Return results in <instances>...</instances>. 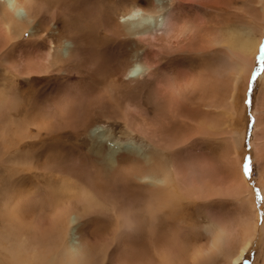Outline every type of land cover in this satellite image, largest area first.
I'll use <instances>...</instances> for the list:
<instances>
[{
    "label": "rangeland",
    "instance_id": "rangeland-1",
    "mask_svg": "<svg viewBox=\"0 0 264 264\" xmlns=\"http://www.w3.org/2000/svg\"><path fill=\"white\" fill-rule=\"evenodd\" d=\"M40 1L67 11L84 49L79 62L61 70L65 63L53 78L34 86L23 80L17 94L4 69L20 57L0 62V158L5 155L0 206L14 210L17 201L20 214L38 209L46 218L63 198L58 190L66 182L100 203L85 219V243L92 251H106L104 241L117 229V206L130 203L139 212L140 230L126 250L115 252L114 264H159L176 253L190 264L197 248L207 250L220 235L216 263L228 264L226 253L236 254L253 234L242 264H264V0H180L176 5L156 0L163 4L160 13L140 15L129 26L122 20L126 0ZM3 9L0 1V37L8 22ZM228 30L236 32L238 48L246 36L260 40L255 58L241 53L229 58L220 42ZM126 31L135 35L124 38ZM143 32L150 43L137 42ZM134 65L140 70L134 79H103ZM42 88L47 91L40 93ZM15 106H23V113ZM13 108L18 113L11 125L7 112ZM15 125L26 138L21 164L29 178L21 191L12 181L7 155L18 142L13 141ZM122 145L129 150L116 158L123 163L117 168L109 151ZM155 153L166 183L182 200L175 216L169 209L150 211L157 203L155 191L141 176L143 158ZM162 178L155 174L156 181ZM246 188L251 201L243 198ZM11 219L8 236L0 228L2 248L16 252L24 236L31 245L35 237L47 244L30 226H23L25 235L18 233L19 223ZM50 238L55 243V235Z\"/></svg>",
    "mask_w": 264,
    "mask_h": 264
},
{
    "label": "bare ground",
    "instance_id": "bare-ground-1",
    "mask_svg": "<svg viewBox=\"0 0 264 264\" xmlns=\"http://www.w3.org/2000/svg\"><path fill=\"white\" fill-rule=\"evenodd\" d=\"M0 1L3 2V10L6 13L4 17L8 21L5 24L6 35L0 37V62L7 61V59H9V56H12L13 54H17L18 58L20 57V60L18 62L10 65V67L7 65L8 67L4 69V76L9 77V79H11L10 85L14 86L13 94H17L19 90L24 89V83H22L23 80L29 81L31 86L38 85L48 77L53 78L54 74L52 73H55L54 71L56 70L58 71L61 66L65 65V63H67V65L61 68V70H64V68L68 67V65H73L81 60L82 51L84 49V42L81 41L82 39L80 40L79 33L72 29L69 17L66 14L67 11L64 8L57 7L59 4L55 8H52L46 2L44 3L40 0V2L37 0ZM172 1L171 3L175 2L174 5L180 2V0H174L173 2ZM162 5L163 4H161V2H157L156 0H126L124 4V13H126L124 14V16H122L123 23L129 26L134 22L136 17L140 15L160 13L162 10ZM48 21L51 22L47 24ZM127 26H125V28ZM146 32L137 35L139 37L137 41L138 43L147 44L151 42V38L150 36L146 35ZM183 33L184 32L181 31L180 35H182ZM130 34L135 35L134 33L126 31L124 38L131 39ZM235 35V31H225L220 41L221 44L225 46L226 54H229V58L232 59L234 56H237L238 53L239 55L241 53L242 57L250 54L253 58H255L259 43H261L260 40L257 42L254 37L246 36L245 41L241 42V46L240 48H238L239 46H236L234 43ZM133 41H135V39H133ZM44 47H46V52H43ZM45 56H47V58H45ZM44 61H46V63ZM121 69L122 68L119 69L120 71L115 74V76L109 77L108 75H113L111 74L113 72H110V74L104 75L103 79L107 82L111 80L112 83H119L123 79L124 75L126 77L128 76V78L130 79H134L137 72L140 71L138 65H134L127 72H123ZM116 72L117 71H115V73ZM47 73L49 75H47ZM45 87L46 86H44V88ZM44 88L40 89L39 92L42 93L43 91H47V89ZM2 91L8 94L6 83H4V89ZM16 108L10 109L7 112L8 123L11 125H14L16 123V119L13 118L17 117L16 115L18 112H16ZM17 109H20L21 114L23 113L22 111H24L23 106H21V108L20 106H18ZM13 112H15V115L13 114ZM16 125L14 127L17 130L14 133L11 131V133H13L14 135L13 141L18 140V142H12L14 155H12L13 152H11L12 154L8 153L7 155L9 156L8 159L10 161L11 178L15 179L12 180L13 183H15V185H13L16 189L19 190L25 183L26 179L29 177L25 173V166L21 164V160L23 159L22 151H24V146L21 143L22 141H26V138L20 134L21 132H18V128ZM208 141L211 140H209L208 138ZM128 150L129 149L126 145L112 147V149H110L109 151V158L113 163L112 165L117 168L121 167L123 163L121 162V160L117 162L116 158H118L122 152ZM133 154L139 155L137 153ZM156 156L157 153H155V156H145L143 158L144 165L141 164L146 169L144 174H142L141 176V180L150 184V186L155 191V197L157 200L156 205L154 207H151L150 211L151 213H153L156 209H169V211H171L175 216V213H178L180 210V202L182 203V200L180 201V197L178 196V194L175 195L176 193L174 194V191H171V188H169L168 185V181L166 183V170L157 160L158 156ZM4 157L0 158V167L2 166V159ZM7 160H5L6 164ZM32 169L33 168L30 167V170ZM157 173L162 174V180L156 181L155 174ZM68 186L70 185H67L66 182H62L60 184L58 192L62 194L63 198L61 196L59 197H61L62 199L58 197L54 205L55 210L50 216H47L46 218L42 217L41 211L38 209L32 214H20V212L16 210L18 209L19 203H17V201L12 203V205L14 204V210L11 208L9 210L7 208L8 205L6 204L2 205V207L0 206V228L2 229V231L4 230L6 232L7 236L9 235L7 233L10 225L9 221L12 218L11 216H14L11 221L16 222L17 225L19 223V230L17 231L18 233L25 235V230H22L23 226H30L33 228L32 232L34 234L41 235L43 243L47 242L46 245H43L40 240L35 237L36 239L33 238V243L31 245L30 243H28V241H26L27 236H24L23 240H19L20 242H17L18 250L16 252H11V249L9 248L10 246L8 247L6 245L5 248H2L0 244V264L116 263L115 255L117 254H115V252L126 250L129 245V240L134 235H136L137 231L140 230L139 212L136 211L130 203H123V206H117L115 208V212L117 215V229L113 233L112 237H110V239L108 238V240L104 241L105 244L103 243V246L106 247V251L104 253H97L95 251H92L93 249L90 250L86 246L85 237L87 227L85 219L99 209L97 207L100 205V203L90 192L77 190L74 191V189H71V187ZM245 193L246 196H244L243 198L246 201H251L253 197L252 192H250L248 188H246ZM130 199L127 200L131 201ZM12 205L10 204V206ZM256 207L254 206V210L257 217H259V211ZM253 233H255V231ZM51 235H55V243L50 238ZM252 236H246L243 244L236 252V254L226 253V257L229 260L228 264H242L243 260L245 259L246 255L253 245L254 241ZM47 240L52 241V244H48ZM222 241L223 240L220 235L219 238L216 237V239L214 238V240L211 241L212 243L207 250H203V248H197L195 250V253H193L195 254L194 259H192L193 256L191 258L193 261L190 260L192 262L189 263L214 264V261L216 263L218 254L222 252ZM3 251L6 253V256L3 255ZM101 251L103 250L101 249ZM159 264H187V262L185 263V261L181 259L180 254L176 253V255H174L173 257L170 256L169 258H167V255H165V258H162V261H160Z\"/></svg>",
    "mask_w": 264,
    "mask_h": 264
},
{
    "label": "snow or ice",
    "instance_id": "snow-or-ice-1",
    "mask_svg": "<svg viewBox=\"0 0 264 264\" xmlns=\"http://www.w3.org/2000/svg\"><path fill=\"white\" fill-rule=\"evenodd\" d=\"M262 52H264V50H262Z\"/></svg>",
    "mask_w": 264,
    "mask_h": 264
}]
</instances>
